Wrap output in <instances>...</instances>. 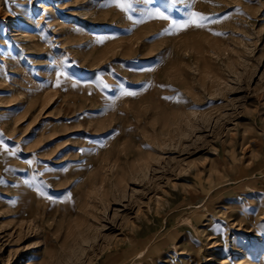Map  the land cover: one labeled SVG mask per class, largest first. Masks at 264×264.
<instances>
[{
  "label": "rangeland",
  "instance_id": "obj_1",
  "mask_svg": "<svg viewBox=\"0 0 264 264\" xmlns=\"http://www.w3.org/2000/svg\"><path fill=\"white\" fill-rule=\"evenodd\" d=\"M156 9L0 0V264H264V0Z\"/></svg>",
  "mask_w": 264,
  "mask_h": 264
},
{
  "label": "snow or ice",
  "instance_id": "obj_2",
  "mask_svg": "<svg viewBox=\"0 0 264 264\" xmlns=\"http://www.w3.org/2000/svg\"><path fill=\"white\" fill-rule=\"evenodd\" d=\"M108 2L110 4L111 3L118 4V6L122 9H124L125 11L132 9V0H129V3H127V5L120 3L119 0H108ZM181 2H182V0H169V5H170V7L174 8L178 4H180ZM194 2H195V0H183V3L185 4V11L182 12V15L185 17L184 19L177 20L173 16L166 14L164 11H161L159 9L155 10L154 15L161 20L170 21L171 28L174 31L186 30L192 26H195L197 28L206 27V22L210 21L211 18L206 16L203 13L191 11L190 9L192 7H194ZM135 3L137 5H146V4L153 3V0H135ZM138 11L140 12L141 16L153 15L152 12H145V10L143 8L138 9ZM128 19L131 20L132 17L129 16ZM141 22H142L141 20L135 21V23H137V24H139ZM211 22L215 23L216 21L213 20ZM106 39H109V37H106V36L97 37L98 42H103ZM65 75H66V73H64L63 71H58L56 73L55 86H57V87L60 86V82H61L60 78L65 76ZM100 86L103 88L109 87V85L107 83H105L103 81V79H101V81H100ZM161 87H163V85H161ZM121 89L122 90L119 93L120 96H136L138 94L136 91L129 90L128 88L123 87V86H121ZM165 99H169V98L165 97ZM0 147H3L5 152L9 151L8 146L6 144H4L3 141H0ZM80 151H83V150L81 149ZM29 163H31V161H29ZM41 194H43V193H41ZM68 195H70V193H68ZM49 198H51V197H49Z\"/></svg>",
  "mask_w": 264,
  "mask_h": 264
}]
</instances>
